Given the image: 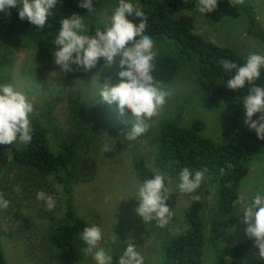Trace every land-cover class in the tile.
<instances>
[{"label": "rangeland", "instance_id": "374dc122", "mask_svg": "<svg viewBox=\"0 0 264 264\" xmlns=\"http://www.w3.org/2000/svg\"><path fill=\"white\" fill-rule=\"evenodd\" d=\"M245 1L254 3L257 19L264 29V0ZM118 3L119 0H102L99 8L81 16L89 26V35L95 34L96 26L103 30L102 22L108 20ZM182 15L184 23L207 40L228 46L246 58L252 53L264 55V43L246 32L243 17L234 11ZM56 35L0 40V83L13 84L33 103L30 125L38 124L46 130L52 150L58 151L65 143L75 149L69 167L73 175L67 180L14 167L9 150L0 156V194L10 202L7 209L0 210L7 263L96 264L92 255L84 252L87 245L80 234L70 248H57L49 242L48 236L57 221L80 219L85 226L101 228L103 239L99 246L111 255V264H119L129 243H135L144 264H162L163 245L177 234V229L179 232L183 229L184 210L193 199L203 201L204 215L210 219L215 186L205 177L195 192H180V181L155 166L156 143L152 137L164 120L186 126L192 119L200 118L204 134L219 142L217 108L202 100L192 67L182 65L171 81L162 83L172 95L166 98L159 114L146 121L150 125L148 131L134 141H127L124 136L134 121L131 111L121 115L116 102L109 104L99 97L105 81L119 82L118 61L104 68L101 58L90 71L67 76L54 62ZM105 144L111 150L103 153ZM138 157H143L147 166L165 177V186L171 192L166 203L174 211V217L163 228L155 220L145 224L135 211L139 202L134 196L142 183L134 168V159ZM263 190L264 153L253 159L248 174L239 184L236 206L244 210L251 198ZM38 191L55 199L52 211L46 210L45 201L37 199ZM246 227L242 218L223 229L220 247L245 241ZM212 260L211 250L205 249L204 262ZM243 261L249 262L247 256Z\"/></svg>", "mask_w": 264, "mask_h": 264}, {"label": "trees", "instance_id": "16d2710c", "mask_svg": "<svg viewBox=\"0 0 264 264\" xmlns=\"http://www.w3.org/2000/svg\"><path fill=\"white\" fill-rule=\"evenodd\" d=\"M147 17L145 34L151 36L158 55L154 60L152 75L162 83L171 81L182 65L189 64L195 75V84L202 100L216 106L217 125L221 140L216 142L204 134V123L200 118L192 119L188 125L173 120L162 121L152 139L156 143L154 163L159 170L179 181V173L184 167L193 172L206 170V179L214 184V211L210 219L204 215V203L193 199L184 210L183 229L163 245L162 264H264L259 257V248L254 238L228 248H221L222 230L239 222L243 211L236 206L238 187L249 172L253 159L264 153V140L244 123V97L253 85L232 90L226 87L227 81L235 74L226 73L219 63L227 59L242 66L246 57L228 46L218 45L193 32L183 21L186 13H198V0H130ZM93 10L102 0H92ZM219 10H230L240 14L246 24V32L264 43V29L260 25L254 3L245 1L234 5L230 0H218L214 14ZM19 6L0 12V40L16 37L41 39L58 33L60 21L74 13L85 16L89 12L80 7V0H58L53 15L48 18L43 29L33 26L27 19L19 18ZM201 13V12H200ZM134 23L139 19L129 17ZM75 68V65H73ZM65 73V72H64ZM83 70L65 73L79 76ZM264 87V68L254 82ZM259 114L253 116L257 119ZM32 140L26 145H0V156L9 150L11 164L28 172L53 175L61 180L72 177L69 167L75 156L74 146L65 143L58 151L52 150L46 130L33 124ZM137 177L143 182L156 174L145 164L143 157L134 159ZM232 167H227L228 164ZM224 169L223 173L221 169ZM264 195V190L261 193ZM252 198L249 202L251 203ZM85 223L76 219L73 222L57 221L48 236L49 242L57 248H70L76 237L83 231ZM0 230V264H8L3 249ZM213 255L211 263L204 262L205 249ZM247 256L249 262L242 260Z\"/></svg>", "mask_w": 264, "mask_h": 264}, {"label": "clouds", "instance_id": "9594fccd", "mask_svg": "<svg viewBox=\"0 0 264 264\" xmlns=\"http://www.w3.org/2000/svg\"><path fill=\"white\" fill-rule=\"evenodd\" d=\"M230 2L240 5L244 0ZM57 3L58 0H0V12L19 6L21 20L27 19L33 26L43 29ZM217 5L218 0H198V9L203 14L214 11ZM80 7L86 8L88 12L93 11L92 0H80ZM133 15L139 19L138 24L129 19ZM146 27L147 17L141 8L130 0H119L108 20L102 22L103 30L101 26H96L95 34L89 35V26L84 23L83 17L74 13L60 21L59 31L53 38L57 46L53 51L54 62L65 73L90 71L101 58L104 68L112 67L118 61L119 82L111 84L105 81L99 89V97L109 104L116 102L121 115L126 110L131 111L134 121L124 136L127 141H134L148 131L150 125L146 121L158 115L166 98L172 95L152 75L158 52L151 36L145 34ZM219 63L226 73L235 70V74L227 81L226 87L229 89H242L246 83L253 85L242 103L244 123L256 132L259 139L264 140V87L254 84L264 68V55L249 54L246 63L239 67L227 59H221ZM33 114L34 105L25 93L17 90L13 84L0 83V145L30 143V118ZM256 114L259 115L254 120ZM110 150L108 144L101 149L103 153ZM227 167L231 168L232 165L229 163ZM205 171L193 172L184 167L179 173L180 192L193 193L200 188ZM170 193L165 186V177L161 174H155L153 178L139 184L134 196L139 202L135 211L145 224L153 220L161 228L169 224L174 217V211L166 203ZM37 199L45 201L47 211H52L56 206L55 199L43 191L37 192ZM9 203L0 194V210L7 209ZM242 218L247 224L245 234L254 238L255 246L259 248V257L264 259V195L259 192L255 194L251 203L244 208ZM80 239L87 245L84 252L91 254L96 264H111V255L99 246L103 239L99 226H85ZM119 264H144V257L137 251L135 243L127 245Z\"/></svg>", "mask_w": 264, "mask_h": 264}]
</instances>
